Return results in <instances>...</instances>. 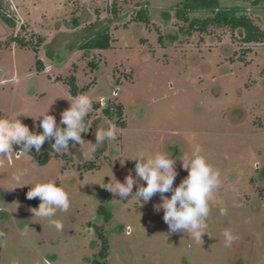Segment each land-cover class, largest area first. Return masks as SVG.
Masks as SVG:
<instances>
[{
	"label": "rangeland",
	"instance_id": "rangeland-1",
	"mask_svg": "<svg viewBox=\"0 0 264 264\" xmlns=\"http://www.w3.org/2000/svg\"><path fill=\"white\" fill-rule=\"evenodd\" d=\"M0 2V13L16 23L8 27L0 18V116H20L37 132L40 113L50 109L59 124L74 98L71 76L78 79L79 94L92 100L85 143L71 145L66 158L0 157V264L93 262L101 207L104 215L113 212L116 236L132 253L131 264H264V199L253 193L256 185L262 187L264 170V40L249 44L240 31L215 24L206 31L190 29L177 18L180 0ZM223 4L241 5L264 31V3L257 8L229 0ZM143 7L150 13L146 22L137 17ZM109 25L110 49H78L92 32ZM15 38L28 46L21 48ZM111 105L124 107L126 129L106 116ZM108 123L116 126V139L91 152L97 127ZM196 146L220 173L210 200L209 235L200 242L169 232L163 211L154 209L158 193L147 203L122 202L99 185L114 176L123 182L130 171L135 176L132 159L139 153L167 152L176 159L178 186L188 175L179 157ZM90 163L96 169L79 171ZM23 169L21 186L53 180L69 193V209L55 217L62 230L34 217L31 209L41 201L26 198L31 185L16 187L13 180V173ZM225 229L237 237L230 247L224 246ZM112 264L128 263L115 259Z\"/></svg>",
	"mask_w": 264,
	"mask_h": 264
},
{
	"label": "clouds",
	"instance_id": "clouds-1",
	"mask_svg": "<svg viewBox=\"0 0 264 264\" xmlns=\"http://www.w3.org/2000/svg\"><path fill=\"white\" fill-rule=\"evenodd\" d=\"M69 101L70 107L61 112L59 124L56 117L49 114L50 109L40 113L39 118L42 117L38 124L42 129L40 133L30 131L19 119L20 116L16 118L0 116V157L9 158L13 155L20 157L23 153H31L32 149L40 152L46 141H52L51 149L57 154H67L70 144L83 146L85 140L82 133L86 132L85 118L92 107V100L87 94H79ZM116 137L114 124L108 123L106 127H97L95 143L91 142L89 150L94 153L100 144L113 141ZM14 146L20 150L14 151ZM201 152L202 149L196 146L191 153L181 154L179 159L188 175L175 187L174 181L178 175L175 168L176 159L167 152H157L154 155L139 153L132 159L136 161L135 176L130 171L123 182L114 176L109 177L108 183L103 182L99 185L119 198L115 200L122 202L136 199L140 203H147L158 193L160 203L154 205V209L156 212L163 211V221L168 225L169 232L187 233L192 239L200 242L203 235L208 234L206 229L210 200L214 190L220 185L219 171L213 168ZM26 174V169L17 170L13 173V180L17 184L16 187L31 185L26 198L29 200L39 198L41 201L38 208L31 209L34 217L47 218L56 230H62V222L55 217L58 211L66 212L69 209V193L53 180L21 186L20 182ZM166 193H171L170 197L165 195ZM221 215H226V209H221ZM27 228L28 225L25 230ZM223 237L225 247H230L237 239L230 229L224 230ZM12 264L18 262L13 260Z\"/></svg>",
	"mask_w": 264,
	"mask_h": 264
},
{
	"label": "trees",
	"instance_id": "trees-1",
	"mask_svg": "<svg viewBox=\"0 0 264 264\" xmlns=\"http://www.w3.org/2000/svg\"><path fill=\"white\" fill-rule=\"evenodd\" d=\"M224 1L226 0H180V4L175 9L177 18L190 25V29H196L200 31H206V28L210 24H215L220 28L231 27L233 30L240 31L243 36V40L247 43H261L264 40V31L255 25L254 21L246 15L247 10H245L241 5L237 4L233 7H225ZM236 3H251L253 7H259L264 3V0H229ZM1 3V2H0ZM206 13L209 17L205 19L192 17L194 14ZM150 13L147 7H143L138 11V19L140 21H148ZM1 20L8 27H15L16 23L12 18L0 13ZM111 26L101 28L92 32L86 40L78 47L82 51H94V50H108L112 47L113 38L110 33ZM162 35L160 36V41H162ZM44 41L43 38L39 39V43ZM21 48L28 46L26 42L18 38L14 39ZM8 45V44H7ZM2 42L0 41V51L2 50ZM8 48V47H7ZM38 70L40 72L45 71L42 60H37ZM77 78L75 76L70 77L69 86L70 92L73 97L79 95L82 91L78 86ZM122 106H108L104 112L107 117L117 122L116 116L121 115ZM86 123V122H85ZM39 124V122H38ZM86 131V129H85ZM42 132V129L38 127V132ZM82 137L85 140V133H82ZM52 141H46L42 146L40 152H36L35 149L31 151L34 157H37L40 153L44 155H51L54 159L66 158L64 153L57 154L51 149ZM73 144H70V146ZM96 166L92 163L84 164L80 167V170H94Z\"/></svg>",
	"mask_w": 264,
	"mask_h": 264
},
{
	"label": "flooded vegetation",
	"instance_id": "flooded-vegetation-1",
	"mask_svg": "<svg viewBox=\"0 0 264 264\" xmlns=\"http://www.w3.org/2000/svg\"><path fill=\"white\" fill-rule=\"evenodd\" d=\"M246 15H248V11L246 12ZM249 44H251V43H249ZM103 74H104V71L102 70L101 75H103ZM104 89H105V87H104ZM106 89H108V88H106ZM101 90L103 91L102 86L100 87V91ZM123 108L124 107H122L121 115L118 114L116 116V119L118 122V123H116V126L122 127L123 129H126L128 126V123L126 120L128 115L126 114V112ZM239 120H241V119H239ZM242 122H243V118H242ZM37 132H38V129H37ZM85 136H87V125H86ZM118 137L121 140L122 137H120V136H118ZM40 154L44 155L42 153H40ZM39 155L36 158H38ZM50 156L51 155H49V157ZM79 171H81V170H79ZM81 177H82V173H80V178ZM261 182H262V185H261L262 187H259L258 185H256L257 189H255L253 193L255 194V197L262 200V199H264V170L262 171ZM251 184H254V183L251 182ZM103 208L104 207H101L98 210V213L100 215H102V213H103V215H102L103 218L101 219L103 222L99 226H96L97 236H98L97 241L98 242H97L96 248L93 251L95 259L93 262H91L89 264H112V262L115 259L122 260L128 264H131V262H132L131 254L132 253L129 252L128 250H124L121 247V245H122L121 241H119L118 236H116L115 225L113 224L114 223L113 212H110L109 214L104 215V209ZM114 209H116V208L113 207V210ZM127 235L128 236L131 235V230L129 227H128ZM0 255H1V250H0ZM0 260H1V258H0Z\"/></svg>",
	"mask_w": 264,
	"mask_h": 264
}]
</instances>
